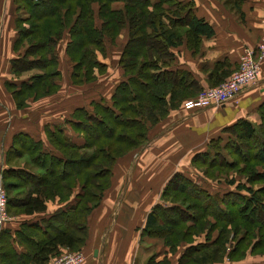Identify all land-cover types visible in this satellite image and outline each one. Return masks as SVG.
<instances>
[{"label":"trees","instance_id":"16d2710c","mask_svg":"<svg viewBox=\"0 0 264 264\" xmlns=\"http://www.w3.org/2000/svg\"><path fill=\"white\" fill-rule=\"evenodd\" d=\"M13 3L17 32L14 48L21 52L22 45H28L23 54L19 52L11 59L12 75L18 77L31 69L42 71L18 83L6 81L18 108L26 107L29 98L36 100L59 89L61 71L56 47L64 33L65 53L72 63L70 79L75 85L94 82L104 74L107 65L98 56L106 54L105 40L113 43L122 31L127 34L118 60L125 79L115 87L110 102L94 101L92 110L76 108L67 120L72 130L83 137L82 143L72 141L62 127L55 126L47 129V137L57 153L44 151L42 142L26 133L15 135L14 147L9 151V155L28 157V168H8L3 173L9 213L44 211L48 200L58 197L66 201L73 196L64 209L44 220L43 228L23 225L17 239L26 245L24 255L15 254L11 244L7 245L11 237L2 228L0 264H45L62 252L60 248L82 250L87 217L110 187L117 159L142 146L148 140L150 127L183 99L198 93L185 92L190 78L187 71L168 69L173 58L171 49L185 43L197 51L202 37L212 36L214 29L195 13L192 0ZM21 11L26 15L22 16ZM233 71H223L221 77L215 74L212 79L220 81ZM258 110V128L246 119L225 128L235 139L224 148L238 155L241 142L264 135V102ZM219 140L211 139L208 149L191 161L195 167L205 168L207 178L212 170H228L237 162L228 161ZM259 145L255 158L264 163V143L260 141ZM228 185L235 188L210 192L192 178L174 173L162 191L161 202L148 213L142 236L161 239L172 254L185 244L176 264L235 262L249 255H264V219L257 217L258 213L264 214V192L234 179ZM214 230H219L216 237H212ZM23 231L26 236H22ZM148 264L169 261L164 257L155 262L152 256Z\"/></svg>","mask_w":264,"mask_h":264},{"label":"crops","instance_id":"0c3cea01","mask_svg":"<svg viewBox=\"0 0 264 264\" xmlns=\"http://www.w3.org/2000/svg\"><path fill=\"white\" fill-rule=\"evenodd\" d=\"M192 1L195 3V13L206 19L214 34L202 37L197 51L188 48L185 43L171 49L173 58L168 69H181L190 74L189 81L185 83V92L188 93L199 92L225 80L229 74L220 81H213L212 77L215 74L221 77L223 71L227 73L237 68L243 49L255 47L258 43L264 18V0ZM15 18L13 0H0V181H3L6 169L22 168L28 158L27 155H9L14 147L15 135L26 133L34 140L41 141L43 150L50 154L58 152L47 137V129L53 130L55 126L62 127L72 141L82 143L83 137L67 124L73 110L79 107L92 110L91 103L94 101L109 103L115 87L125 79L118 60L127 38L126 30L121 32L120 38H116V76L108 81H100L102 74L96 81L81 85L73 84L70 79L72 63L65 53L67 33H64L56 47L59 69L67 88H80L75 92L82 96L78 105H69V98L73 95L66 93L64 82L60 79L57 93L36 100L29 98L26 107L18 108L6 86L8 80L18 83L26 78L23 75L14 77L11 72L10 61L20 52L14 48L17 36ZM108 44L112 42L106 39V51ZM105 56L99 54L98 58L107 65L108 71L110 64ZM88 85L96 88L86 91ZM75 99L78 100V97ZM184 101L171 108L163 119L149 128L148 140L142 146L117 159L110 187L87 217V238L81 248L85 255L83 264H148L152 256L155 262L167 257L169 264H176L181 251L172 254L161 239L142 236L147 215L156 203L161 202L162 191L174 173L179 172L190 178L196 176L193 171L198 172V169L191 163L192 158L205 152L211 139L228 133L225 128L239 119H246L254 126L259 124L258 109L264 102V62L257 82L220 106L186 110ZM135 155L136 161L133 160ZM218 190L216 187L214 192ZM72 198L66 201H60L58 197L48 200L44 211L32 214L21 211L10 213L11 220L3 227L11 237L7 239V245L10 243L17 255L26 254V245L17 239L23 225L36 224L43 228L44 220L64 209ZM22 236H26L24 231ZM246 258L213 264H245Z\"/></svg>","mask_w":264,"mask_h":264},{"label":"rangeland","instance_id":"374dc122","mask_svg":"<svg viewBox=\"0 0 264 264\" xmlns=\"http://www.w3.org/2000/svg\"><path fill=\"white\" fill-rule=\"evenodd\" d=\"M21 15L25 16L26 13L24 11H21ZM116 41L117 40H115L112 44H108V50L106 51V54H105L106 56L104 55L105 56L104 58H106V57L108 58L110 68L108 71L106 70L105 75L103 74L100 77V81H108L112 77L116 76L117 65H116V62L114 61L115 56H116V51L118 50V45H117ZM27 45H28V42H25L22 45L21 52H20L21 54H23L24 49L27 47ZM33 57H35V56H30L31 59ZM66 65L68 66L67 61H66ZM38 73H42V71L40 69H31V70H27V71L22 72L21 75H23L22 77H26L25 79H27L31 75L38 74ZM61 80H63V82H64V84H63V82H62V84H63V89H65L66 93L69 96L71 94L73 95V96H70V98H69V105L70 106L73 105V107L78 105L77 103L82 96L80 94L77 95V93H75V92L77 91L76 89H80V88H75L76 86H73V87L69 86L67 88L65 86L66 80L62 79V78H61ZM69 81L70 80L68 79V82ZM69 84H70V82H69ZM94 88H96V87L92 88L90 85H88L85 89L87 91V90H91ZM85 89H83V90H85ZM58 90H57V92H58ZM79 91H82V90H79ZM76 97H78V100L75 99ZM80 103L81 102H79V104ZM257 126H258V124L256 125V127ZM218 138L220 139L218 142H219L221 148H224V147L229 146L230 143L234 141L235 135L233 133L228 132V133L222 135V137L220 136ZM260 141L264 143V135L257 134L254 139H252L250 141L243 142V143L241 142L238 145V147L240 148V152H239L240 154H238V155H235L231 149H226V148L222 149V153L227 156L228 161H231L232 159L237 160L236 164L234 166L228 168V170H222V171L215 170V172H214V170H212L211 173H209V174H211L210 178H212L213 180H210V178H207L205 176L206 175L204 172L205 168L203 166H198V167H196L198 169V172L193 171V173H195V175L197 176V177L193 176L192 178H195L193 180H195L196 183L199 184L200 186H204L205 188H207L210 192H214L216 187L219 188L218 191H220V193H222L223 191H225L227 189H234L235 188L234 186H229V187L226 186L229 184V181L231 179H234L236 182L248 184V185L252 186V188L255 190L261 189L262 192H264V177H262V173H264V163L258 161L255 158V154L260 147V145H259ZM239 157L242 160H244V158H245L246 161H242ZM136 159H137V155L133 156V160L136 161ZM27 162H28V159L25 161V164H24V167H26V168H28V166H26ZM122 173H124V171H122ZM251 175H253V176H251ZM248 177H249V179H248ZM77 188H79V186ZM221 190H222V192H221ZM175 217H176V215H175ZM257 217L260 218L261 220H263L264 214L258 213ZM211 219H213V218H211ZM218 231L219 230H214L212 232V237H216L218 234ZM202 237L203 236H201V239H202ZM184 249H185V244H182L178 250L182 252ZM245 260H246L245 264L264 263V255L249 256Z\"/></svg>","mask_w":264,"mask_h":264},{"label":"built area","instance_id":"2783aa9c","mask_svg":"<svg viewBox=\"0 0 264 264\" xmlns=\"http://www.w3.org/2000/svg\"><path fill=\"white\" fill-rule=\"evenodd\" d=\"M264 62V18L262 32L255 47L243 49L239 56L237 68L222 82L200 90L194 97L183 102L186 110L202 109L209 106H220L236 95L254 85L260 75ZM11 220L7 210V192L0 181V231ZM85 259L82 250H65L50 258L45 264H83Z\"/></svg>","mask_w":264,"mask_h":264}]
</instances>
